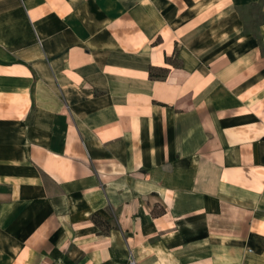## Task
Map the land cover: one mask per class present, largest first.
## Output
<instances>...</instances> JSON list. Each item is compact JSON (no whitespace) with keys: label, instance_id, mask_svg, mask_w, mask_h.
I'll return each mask as SVG.
<instances>
[{"label":"crops","instance_id":"obj_1","mask_svg":"<svg viewBox=\"0 0 264 264\" xmlns=\"http://www.w3.org/2000/svg\"><path fill=\"white\" fill-rule=\"evenodd\" d=\"M131 259L264 264V0H0V264Z\"/></svg>","mask_w":264,"mask_h":264},{"label":"trees","instance_id":"obj_2","mask_svg":"<svg viewBox=\"0 0 264 264\" xmlns=\"http://www.w3.org/2000/svg\"><path fill=\"white\" fill-rule=\"evenodd\" d=\"M149 76L151 78H165V72L162 70L155 71L154 69L150 68Z\"/></svg>","mask_w":264,"mask_h":264},{"label":"built area","instance_id":"obj_3","mask_svg":"<svg viewBox=\"0 0 264 264\" xmlns=\"http://www.w3.org/2000/svg\"><path fill=\"white\" fill-rule=\"evenodd\" d=\"M128 264H135V262H134V260H130L129 262H128Z\"/></svg>","mask_w":264,"mask_h":264},{"label":"rangeland","instance_id":"obj_4","mask_svg":"<svg viewBox=\"0 0 264 264\" xmlns=\"http://www.w3.org/2000/svg\"><path fill=\"white\" fill-rule=\"evenodd\" d=\"M255 9H257V8H255ZM257 12H258V10H257ZM256 11H255V14L257 13ZM254 13V12H253ZM256 16V15H255Z\"/></svg>","mask_w":264,"mask_h":264}]
</instances>
